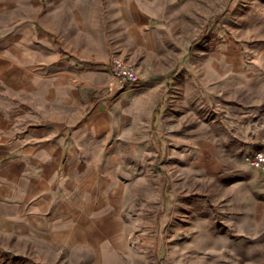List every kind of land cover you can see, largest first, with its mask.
<instances>
[{
    "label": "rangeland",
    "instance_id": "rangeland-1",
    "mask_svg": "<svg viewBox=\"0 0 264 264\" xmlns=\"http://www.w3.org/2000/svg\"><path fill=\"white\" fill-rule=\"evenodd\" d=\"M64 1L0 0V60L23 73L3 65L4 90L41 75L42 25H110L101 0ZM186 5L172 42L142 35L127 55L161 85L154 140L65 159L67 186H0V264H264V171L245 161L264 150V0ZM113 84L79 86L99 100Z\"/></svg>",
    "mask_w": 264,
    "mask_h": 264
},
{
    "label": "crops",
    "instance_id": "crops-1",
    "mask_svg": "<svg viewBox=\"0 0 264 264\" xmlns=\"http://www.w3.org/2000/svg\"><path fill=\"white\" fill-rule=\"evenodd\" d=\"M76 1L80 0L64 2ZM101 5L110 25H42L53 36L36 43L42 46V72L35 76L34 66L27 65L32 72L23 92L4 90L2 83L3 65H9L4 68L11 70L10 76L23 74L18 59L0 60V186H67L66 177L75 168L63 167L65 159L97 160L109 153L107 143L120 141L130 147L154 140L160 83L139 81L117 87L108 66L115 56L127 58L136 45L132 40L142 35L154 40L160 32L163 46L172 42L174 25H186V0H101ZM71 15L81 23L80 11ZM33 53L26 54L29 62ZM99 66L108 72L100 73ZM83 80L95 87L93 91L103 81L113 86L95 100L83 93L79 86ZM19 163H25L24 169L17 168ZM87 186H96L95 172Z\"/></svg>",
    "mask_w": 264,
    "mask_h": 264
},
{
    "label": "built area",
    "instance_id": "built-area-1",
    "mask_svg": "<svg viewBox=\"0 0 264 264\" xmlns=\"http://www.w3.org/2000/svg\"><path fill=\"white\" fill-rule=\"evenodd\" d=\"M109 69L113 78L120 85L137 83L140 81V74L134 62L122 56H115L109 63ZM245 161L251 167L264 170V150H256L245 155Z\"/></svg>",
    "mask_w": 264,
    "mask_h": 264
}]
</instances>
